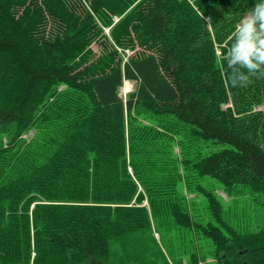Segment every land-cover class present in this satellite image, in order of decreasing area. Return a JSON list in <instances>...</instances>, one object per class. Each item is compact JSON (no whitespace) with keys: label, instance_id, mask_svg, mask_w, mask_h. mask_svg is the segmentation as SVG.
Wrapping results in <instances>:
<instances>
[{"label":"trees","instance_id":"trees-1","mask_svg":"<svg viewBox=\"0 0 264 264\" xmlns=\"http://www.w3.org/2000/svg\"><path fill=\"white\" fill-rule=\"evenodd\" d=\"M248 25L259 47L264 0H0V264H116L111 242L154 214L191 226L180 120L230 145L187 168L264 193V62L237 58ZM197 189L217 263L264 264V228L237 229Z\"/></svg>","mask_w":264,"mask_h":264},{"label":"rangeland","instance_id":"rangeland-1","mask_svg":"<svg viewBox=\"0 0 264 264\" xmlns=\"http://www.w3.org/2000/svg\"><path fill=\"white\" fill-rule=\"evenodd\" d=\"M250 19L251 16L248 15L244 21ZM104 30L107 35L110 34V28L105 27ZM92 47L99 53L97 43H93ZM133 89L134 83L128 80L120 89V94L126 98L127 93ZM254 110L264 111V104L256 106ZM191 129L190 124L180 120V146H177L175 151L180 153V181H183L180 182V202L187 207L192 225L180 224L170 212L156 213L151 218L149 227L111 242V257L114 263L218 264L215 244L202 233L200 227L194 225L213 222L207 200L197 189L198 185L219 196L224 205L225 219L237 229L256 232L264 228L263 192H255L243 184H238L232 189L226 188L217 178L199 175L182 162V158L197 160L230 146L216 139L198 136ZM39 135L37 129H32L24 134L23 138L32 145ZM144 205L148 206L147 201Z\"/></svg>","mask_w":264,"mask_h":264},{"label":"clouds","instance_id":"clouds-1","mask_svg":"<svg viewBox=\"0 0 264 264\" xmlns=\"http://www.w3.org/2000/svg\"><path fill=\"white\" fill-rule=\"evenodd\" d=\"M251 25L246 26L245 36L241 40L237 49V58L244 60L248 65H252V57H256L259 61L264 62V40H260L259 47L257 42L252 39Z\"/></svg>","mask_w":264,"mask_h":264}]
</instances>
